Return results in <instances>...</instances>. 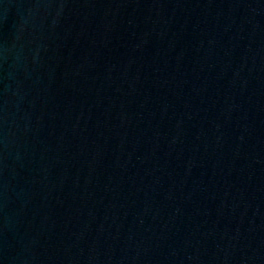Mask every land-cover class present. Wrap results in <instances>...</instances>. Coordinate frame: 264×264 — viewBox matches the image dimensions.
<instances>
[{"label": "water", "instance_id": "water-1", "mask_svg": "<svg viewBox=\"0 0 264 264\" xmlns=\"http://www.w3.org/2000/svg\"><path fill=\"white\" fill-rule=\"evenodd\" d=\"M0 264H264V0H0Z\"/></svg>", "mask_w": 264, "mask_h": 264}]
</instances>
